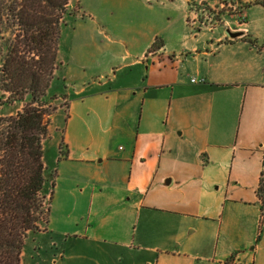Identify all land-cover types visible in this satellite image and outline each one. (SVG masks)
<instances>
[{
  "label": "crops",
  "instance_id": "0c3cea01",
  "mask_svg": "<svg viewBox=\"0 0 264 264\" xmlns=\"http://www.w3.org/2000/svg\"><path fill=\"white\" fill-rule=\"evenodd\" d=\"M110 2L43 142L53 264H264V0L235 39L188 24L225 1Z\"/></svg>",
  "mask_w": 264,
  "mask_h": 264
},
{
  "label": "trees",
  "instance_id": "16d2710c",
  "mask_svg": "<svg viewBox=\"0 0 264 264\" xmlns=\"http://www.w3.org/2000/svg\"><path fill=\"white\" fill-rule=\"evenodd\" d=\"M69 1L0 0L1 101L22 105L14 116L0 117V264H22L27 234L41 231L46 223L43 142L49 137V121L45 118L57 107L43 98ZM8 31L14 32L11 43L2 37ZM60 151L63 156L62 147Z\"/></svg>",
  "mask_w": 264,
  "mask_h": 264
},
{
  "label": "rangeland",
  "instance_id": "374dc122",
  "mask_svg": "<svg viewBox=\"0 0 264 264\" xmlns=\"http://www.w3.org/2000/svg\"><path fill=\"white\" fill-rule=\"evenodd\" d=\"M223 1L226 3L223 8H220L219 5L211 7L204 4V2L192 5V20L189 18L188 21L191 29L193 26L215 29L216 34L220 35L225 34L226 29L233 32L234 26L230 24L235 22L233 17H226L223 20V12L227 9H232L230 6V1L232 0ZM116 13V8H114L110 0H72L59 24L55 66L43 99L56 105V107L58 106L63 95L69 92L68 88L73 85L75 78L83 74L84 69L79 64L86 62L89 50H93L94 46H99L100 37L103 38V36H99L98 34L100 32L102 34L105 28H111L112 21L110 15L113 14L115 16ZM123 20L126 21V18ZM2 37H5L11 43L14 39V32L8 31ZM3 42L0 40V54L2 53L1 46ZM77 49L80 50L79 53ZM27 56L30 57L28 54ZM1 96L0 92V117L15 112L19 106L22 107L19 102H14L13 104L2 102ZM45 119L49 121V117ZM51 133L49 132L47 139L46 163H49L50 157L53 156L52 146L55 138L58 137L57 133H54L53 130ZM263 186L264 173L261 188ZM50 187V182H45L44 192ZM261 199L264 204V192L261 195ZM50 243L51 239L47 234L40 233V231L29 232L24 241L22 264H53L54 258H59L62 247L58 246L55 248Z\"/></svg>",
  "mask_w": 264,
  "mask_h": 264
},
{
  "label": "water",
  "instance_id": "95a60500",
  "mask_svg": "<svg viewBox=\"0 0 264 264\" xmlns=\"http://www.w3.org/2000/svg\"><path fill=\"white\" fill-rule=\"evenodd\" d=\"M225 34L230 39H235V38H238V37H240L242 35L241 32H237V31L236 32H231L228 29L225 30Z\"/></svg>",
  "mask_w": 264,
  "mask_h": 264
},
{
  "label": "built area",
  "instance_id": "2783aa9c",
  "mask_svg": "<svg viewBox=\"0 0 264 264\" xmlns=\"http://www.w3.org/2000/svg\"><path fill=\"white\" fill-rule=\"evenodd\" d=\"M236 30L235 29H233V32H235ZM192 82H202L203 80L201 79V80H196V79H192L191 80ZM264 224V210H263V212H262V215H261V221H260V225L262 226Z\"/></svg>",
  "mask_w": 264,
  "mask_h": 264
}]
</instances>
